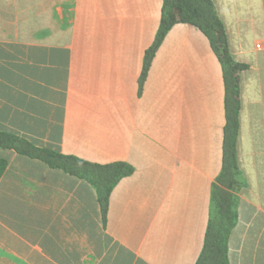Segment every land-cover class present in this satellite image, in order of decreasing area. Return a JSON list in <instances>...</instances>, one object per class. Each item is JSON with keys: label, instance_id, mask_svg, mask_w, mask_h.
<instances>
[{"label": "crops", "instance_id": "obj_1", "mask_svg": "<svg viewBox=\"0 0 264 264\" xmlns=\"http://www.w3.org/2000/svg\"><path fill=\"white\" fill-rule=\"evenodd\" d=\"M164 0H0V131L132 171L86 179L0 146V264H195L216 198L230 264H264V0H212L239 75L226 168L221 59ZM149 58V60H148Z\"/></svg>", "mask_w": 264, "mask_h": 264}, {"label": "trees", "instance_id": "obj_2", "mask_svg": "<svg viewBox=\"0 0 264 264\" xmlns=\"http://www.w3.org/2000/svg\"><path fill=\"white\" fill-rule=\"evenodd\" d=\"M179 23L192 24L200 28L210 39L219 55L226 84V168L235 159V144L238 132V113L240 108L239 75L245 68L236 63L228 48V37L212 0H164L162 20L152 52L161 44L172 27ZM149 60V58H148ZM0 146L17 150L19 153L37 158L51 167L86 179L92 183L100 201L105 206L115 185L132 169L129 165L118 162L110 164L87 161L74 155L62 154L50 148L34 145L18 135L0 131ZM3 166L0 165V175ZM216 198V209L212 212L207 228L205 244L195 264H230L229 239L237 222V211L231 202Z\"/></svg>", "mask_w": 264, "mask_h": 264}]
</instances>
